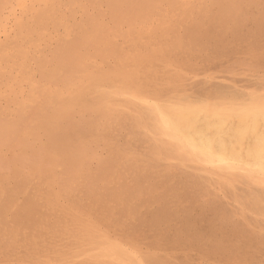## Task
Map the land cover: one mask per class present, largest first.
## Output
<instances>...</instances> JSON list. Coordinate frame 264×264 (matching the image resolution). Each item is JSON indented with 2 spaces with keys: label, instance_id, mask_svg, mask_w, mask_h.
I'll list each match as a JSON object with an SVG mask.
<instances>
[{
  "label": "rangeland",
  "instance_id": "rangeland-1",
  "mask_svg": "<svg viewBox=\"0 0 264 264\" xmlns=\"http://www.w3.org/2000/svg\"><path fill=\"white\" fill-rule=\"evenodd\" d=\"M10 36L0 264H264V181L183 156L151 113L263 103L264 0H0Z\"/></svg>",
  "mask_w": 264,
  "mask_h": 264
},
{
  "label": "bare ground",
  "instance_id": "bare-ground-1",
  "mask_svg": "<svg viewBox=\"0 0 264 264\" xmlns=\"http://www.w3.org/2000/svg\"><path fill=\"white\" fill-rule=\"evenodd\" d=\"M138 4V3H137ZM32 15L34 22L40 20V14ZM32 19V18H31ZM34 24V23H33ZM92 25V24H91ZM17 35L23 39L30 29H32V22L25 20V23H19ZM94 26V25H93ZM90 29V28H89ZM92 29V28H91ZM90 29V30H91ZM88 30V29H87ZM86 30V31H87ZM102 30V29H101ZM95 29L93 30V32ZM98 31V29H97ZM100 33V31H98ZM103 32V31H102ZM96 33V32H95ZM94 33V34H95ZM88 35V33H86ZM90 34H92L90 32ZM89 34V35H90ZM98 34V33H97ZM101 34V33H100ZM101 35L105 36L104 33ZM91 36V35H90ZM93 36V34H92ZM98 36V35H97ZM100 36V35H99ZM13 37V36H12ZM8 37L4 42L0 44V53L6 51L8 48L16 49L15 53L21 52L20 46L14 37ZM33 37V36H32ZM94 37V36H93ZM96 37V36H95ZM29 38V36H28ZM85 39V37H83ZM89 39V37H87ZM86 38V39H87ZM104 38V37H103ZM26 39V38H25ZM91 39V38H90ZM94 39V38H93ZM92 39V40H93ZM96 39V38H95ZM105 39V38H104ZM30 40V39H29ZM107 40V39H106ZM104 40V42H106ZM19 41V40H18ZM25 41V40H23ZM22 41V42H23ZM28 41V40H26ZM25 41V42H26ZM85 41V40H84ZM102 41V39H101ZM15 42V45L12 43ZM86 42V41H85ZM93 42V41H92ZM95 42V40H94ZM103 42V43H104ZM110 42V41H109ZM106 42V43H109ZM99 43V42H98ZM105 43V44H106ZM112 43V42H111ZM110 43V44H111ZM17 47L19 45V48ZM23 44V43H21ZM27 44V42H26ZM109 44V45H110ZM24 45V44H23ZM112 45V44H111ZM108 46V45H105ZM113 46V45H112ZM111 46V47H112ZM27 47V46H26ZM62 51V50H61ZM105 52V51H104ZM24 53V52H23ZM106 53V52H105ZM109 53V52H108ZM112 53V51H111ZM68 54V53H66ZM65 54V56H66ZM21 55V54H19ZM69 55V54H68ZM68 55L66 57H68ZM71 56V55H70ZM65 57V58H66ZM64 58V59H65ZM68 60H72L71 57ZM65 59V61H68ZM63 60V62H65ZM72 62V61H71ZM70 62V63H71ZM73 64V63H72ZM59 66V65H58ZM62 66V65H61ZM66 67V66H65ZM110 79V78H109ZM107 80V79H106ZM105 80V81H106ZM69 83V82H68ZM67 83V85H68ZM71 83V82H70ZM72 86V85H71ZM84 88V87H83ZM142 91V90H141ZM196 91V90H195ZM193 91V92H195ZM200 91V90H199ZM198 91V92H199ZM211 91V90H210ZM227 91V90H226ZM67 92V91H66ZM148 92V91H147ZM197 92V91H196ZM195 92V94H196ZM55 93V92H54ZM149 93V92H148ZM156 93V92H155ZM184 93V92H182ZM187 93V92H185ZM189 92V96H190ZM204 93V92H203ZM178 94V93H177ZM177 94L174 99H177ZM192 94V93H191ZM194 94V96H195ZM72 95V93H71ZM76 95V94H75ZM148 95V94H147ZM156 95V94H155ZM154 95V96H155ZM161 95V94H158ZM180 95V93H179ZM54 96V95H53ZM60 96V95H59ZM68 96V95H67ZM188 96V97H189ZM192 96V95H191ZM198 96V95H197ZM229 96V95H228ZM56 97V95H55ZM183 97V95H182ZM187 97V95H186ZM184 96V98H186ZM58 98V97H57ZM60 98V97H59ZM58 98L57 102L60 100ZM73 98V97H72ZM167 98V97H166ZM165 98V99H166ZM195 98V97H194ZM169 99V98H168ZM182 99V98H181ZM189 99V98H188ZM202 100V98H200ZM228 99V98H227ZM167 100V99H166ZM172 100V99H171ZM192 100V99H189ZM195 100V99H194ZM146 101V100H145ZM151 101V100H150ZM149 101V103H150ZM156 101V100H154ZM184 104H185V100ZM187 101V100H186ZM205 101V100H204ZM201 101V102H204ZM137 102V100H136ZM153 102V101H151ZM162 102V101H161ZM164 102V99H163ZM162 102V103H163ZM190 102V101H189ZM199 102V103H201ZM227 102V101H226ZM59 103V102H58ZM156 103V102H155ZM165 104L167 102H164ZM175 103V102H174ZM182 103V101H181ZM197 103V100L195 101ZM205 103V102H204ZM214 103V102H213ZM229 103V102H228ZM64 103H62L63 105ZM133 104V103H132ZM179 104V103H178ZM219 104V103H218ZM59 105V104H58ZM61 105V104H60ZM152 105V103H151ZM157 105V104H156ZM177 105V104H176ZM247 105V104H246ZM174 106V104H173ZM151 107V106H150ZM234 107V106H232ZM60 108V107H59ZM136 108V107H135ZM147 108V107H146ZM153 108V107H152ZM155 108V107H154ZM52 109V108H51ZM69 109V108H68ZM138 109V108H137ZM143 109V108H142ZM150 109V108H149ZM57 110V109H56ZM136 110V109H135ZM48 112V111H47ZM50 113V110H49ZM145 113V111H144ZM157 118L159 128L164 136H168V140L173 139L178 145V149L182 151L183 156H189L195 158V160H201L206 162V165L212 164L226 168H238L243 169L249 174L260 176L264 181V102L254 104L251 106H241L240 108H225L218 106H199V105H181L176 108L168 109L157 106L151 111ZM53 114V113H52ZM51 114V115H52ZM141 114V113H140ZM39 115V113H38ZM50 115V114H48ZM136 115V114H135ZM151 114H149L150 116ZM43 116V115H39ZM152 116V115H151ZM44 117V116H43ZM145 119V117L141 116ZM38 118V116H37ZM47 118V117H46ZM50 118V117H49ZM58 118V117H57ZM150 118V117H148ZM153 118V117H152ZM39 119V118H38ZM37 119V120H38ZM44 119V118H43ZM54 119V117H53ZM141 119V118H140ZM143 119V120H144ZM22 120V119H21ZM36 120V121H37ZM45 120V119H44ZM47 120V119H46ZM151 119H149L150 121ZM145 121L147 122L148 119ZM47 122V121H46ZM151 122V121H150ZM34 123V122H33ZM151 123H154L151 122ZM35 124V123H34ZM42 124V123H41ZM146 124V123H145ZM148 124V123H147ZM146 124V125H147ZM150 124V123H149ZM155 124V123H154ZM153 124V125H154ZM152 125V124H151ZM152 125V126H153ZM156 126V125H155ZM133 127V126H132ZM148 129L152 128L149 126ZM158 127V126H157ZM156 127V128H157ZM145 129V128H144ZM146 129V130H148ZM155 129V128H154ZM153 128L151 131L154 130ZM157 130V129H156ZM154 130V131H156ZM139 131V130H138ZM149 131V130H148ZM153 131V132H154ZM151 132V133H153ZM160 133V134H161ZM76 134V133H75ZM146 134V132H145ZM156 134V132H155ZM158 136V135H157ZM148 138V137H147ZM153 138V137H152ZM159 138V137H158ZM166 138V137H165ZM149 139V138H148ZM151 139V137H150ZM164 139V137H163ZM170 139V140H171ZM166 140V139H165ZM169 140V141H170ZM149 141H152L149 140ZM163 141V140H162ZM151 143V142H150ZM155 143V142H153ZM158 143V142H157ZM167 144V143H166ZM171 144V142H170ZM173 144V143H172ZM171 144V146H172ZM51 145V144H50ZM152 145V144H151ZM174 145V144H173ZM153 146V145H152ZM162 148L163 145L161 144ZM159 146V147H161ZM156 147L155 145L153 146ZM152 147V148H153ZM165 147H168L165 146ZM174 147V146H173ZM157 148V147H156ZM170 148V147H168ZM158 149V148H157ZM156 149V150H157ZM177 149V150H178ZM152 150V149H151ZM153 151V150H152ZM162 150H160L161 152ZM174 152V151H173ZM178 153V151H176ZM175 152V153H176ZM175 153H172L174 155ZM162 154V153H161ZM164 154V151H163ZM162 154V155H163ZM168 153H166L167 155ZM179 154V153H178ZM157 155V154H156ZM171 155V154H169ZM176 155V154H175ZM165 156V155H164ZM180 156V155H179ZM182 156V157H183ZM185 156V157H186ZM168 158L167 156H165ZM174 157V156H173ZM180 156V159L182 158ZM176 159V158H174ZM179 158H177L178 160ZM182 160V159H181ZM183 161V160H182ZM191 161V160H190ZM178 162V161H177ZM189 162V160H188ZM192 162V161H191ZM189 162V163H191ZM202 164V162H199ZM203 163V165H204ZM208 163V164H207ZM180 164V163H179ZM196 164V163H195ZM194 164V165H195ZM192 165V163H191ZM197 165V164H196ZM195 165V166H196ZM209 165V166H210ZM190 167V166H189ZM215 168V167H214ZM196 169V168H195ZM198 170V169H197ZM237 170V169H236ZM242 170V171H243ZM200 171V169H199ZM241 171V170H239ZM241 171V172H242ZM250 179V178H249ZM225 183V182H224ZM31 206L28 207V209ZM31 209V208H30ZM29 211V210H28ZM27 211V212H28ZM29 213V212H28ZM30 214V213H29ZM83 240V239H82ZM113 249V248H112ZM129 249V248H128ZM131 251V250H129ZM133 251V250H132ZM114 254V253H113ZM117 255V254H116ZM133 255V254H132ZM130 256V255H129ZM114 257V256H113ZM121 256H119L120 258ZM136 257V254H135ZM104 258V257H103ZM107 258V257H106ZM137 258V257H136ZM135 258V259H136ZM109 259V258H108ZM113 259V258H112ZM132 259V258H131ZM144 259V258H143ZM123 260V259H122ZM146 260V259H145ZM119 261V260H118ZM104 262V261H103ZM116 262V261H115ZM121 262V261H120ZM123 262V261H122ZM144 262V261H143ZM101 263V262H100ZM147 263V261L145 262ZM149 263V260H148ZM147 263V264H148ZM151 263V262H150ZM149 263V264H150ZM89 264V263H88ZM153 264V263H152Z\"/></svg>",
  "mask_w": 264,
  "mask_h": 264
}]
</instances>
